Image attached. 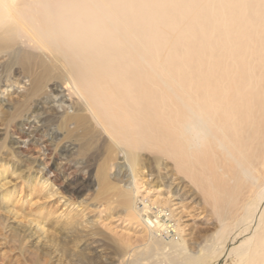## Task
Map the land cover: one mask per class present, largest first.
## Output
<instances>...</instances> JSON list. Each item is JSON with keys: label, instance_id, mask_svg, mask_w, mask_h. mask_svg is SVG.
<instances>
[{"label": "bare ground", "instance_id": "6f19581e", "mask_svg": "<svg viewBox=\"0 0 264 264\" xmlns=\"http://www.w3.org/2000/svg\"><path fill=\"white\" fill-rule=\"evenodd\" d=\"M0 59L8 78L34 72L88 145L109 148L106 264H264V0H0ZM81 166L88 177L65 180L74 200L95 185ZM162 167L217 222L197 251L169 199L143 190L150 172L173 192ZM14 200L0 184V206ZM89 240L73 264H105Z\"/></svg>", "mask_w": 264, "mask_h": 264}, {"label": "rangeland", "instance_id": "374dc122", "mask_svg": "<svg viewBox=\"0 0 264 264\" xmlns=\"http://www.w3.org/2000/svg\"><path fill=\"white\" fill-rule=\"evenodd\" d=\"M6 62L0 59V99L4 101L0 102V168L6 171L0 184L15 200L5 208L0 206V264H60V260L61 264H73L74 253L79 255L87 245L89 251L96 248L93 240L87 241L92 237L104 244V250L97 253L106 264L115 245L107 241L111 240L109 232L96 222L108 225L115 222L110 214L116 211L107 208L114 191L101 173L109 148L88 145L86 134L68 121L66 113H57L58 106L40 91L39 77L18 66L15 69L21 70L12 71L8 78ZM38 116L42 118L40 122ZM55 134L58 137L53 140ZM64 146L71 151L63 157L60 151ZM83 161L95 166V185L83 198L74 200L68 194L65 180L88 177V171L81 166ZM147 166L160 177L154 165ZM161 172L167 177L164 183H173L174 193L165 185L159 189L151 187L147 181L150 172L146 173L143 190L152 196L161 192L162 198L169 199L175 216L181 220L188 251H197L202 236L217 230V222L187 183L164 167ZM76 234L81 238L79 245L70 243Z\"/></svg>", "mask_w": 264, "mask_h": 264}]
</instances>
